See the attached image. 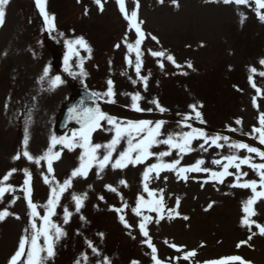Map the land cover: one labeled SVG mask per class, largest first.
I'll return each instance as SVG.
<instances>
[{
  "label": "rangeland",
  "instance_id": "1",
  "mask_svg": "<svg viewBox=\"0 0 264 264\" xmlns=\"http://www.w3.org/2000/svg\"><path fill=\"white\" fill-rule=\"evenodd\" d=\"M102 2L104 8L101 11L95 0H47L46 9L49 14L55 16L57 30L49 33V41L41 40V31L37 25V20L40 19L29 4H18L9 0L5 6L4 23L5 26L8 24V28L0 39V48L10 44L19 52L28 53L29 50V58L14 55L15 51L4 58L0 57V89L5 92L0 97V110L2 107L5 109L10 92L15 105L9 109V117L14 114L12 124L9 119L5 120L3 117L2 121L0 118V179L11 169H17L7 181L14 186V182L25 177L23 170L28 169L35 182V204L40 216L45 215L43 206L51 192L42 177V173L47 174L46 163L42 162L37 166L23 156L19 160L13 158L23 149L25 122L29 117L28 151L33 156H39L49 148L51 136L56 135L53 126L60 103L68 95L72 84H82L97 93H105L108 81L112 80L116 102L110 103L108 98L104 97L109 115H118L117 118L121 121L163 120L166 122L163 126L165 134L190 131L173 123L175 131H171L168 119L175 115L194 116L189 106L202 105L198 110L202 113L205 123L192 119L193 127L202 128L209 135L218 133L227 136L230 138L229 143L240 141L264 150V145L260 144L258 139L247 135L252 132L253 127L260 126L259 116L264 113V76L259 74L264 72V65L260 63L264 60V22L258 18L254 0H249L247 5L224 4L222 0H177L179 7L173 0H163V3H160V0H138V19L142 21L141 29L145 34L141 44L142 65L139 75L135 71V52H130L127 47V44L135 43L136 36L129 25L125 26L117 21L125 20V16L117 18L111 5L114 0H101ZM136 4L137 0H125L129 15L133 10H137ZM260 11L264 12V9ZM96 20L113 21L103 25ZM58 33H63V36ZM115 33H118V37ZM111 34L113 42L109 40ZM152 36L157 37L158 42L152 40ZM78 37H83L90 46V58L85 49L77 46L79 56L73 55L70 64L78 73L80 57H83V67L87 73L85 77L68 75L64 71L65 65L56 63L53 54L46 50L48 42L66 46V40H75ZM118 44L119 48L116 47ZM10 45L6 49H9ZM31 46L35 54L33 58L30 55ZM152 51H164L166 55H172L176 63L173 64L166 57H154L151 55ZM97 59L99 65L96 64ZM129 59L133 61L132 66H129ZM161 63L163 67L160 66ZM189 63L192 67H188ZM48 66L50 75H60L65 81L52 91L47 90V82L40 83V77ZM253 68L256 69L255 73L251 71ZM141 76L147 77L146 89ZM250 77L255 81V88L250 82ZM257 88L261 90L260 93ZM34 90L38 91L37 95L32 92ZM135 93L143 97L139 101L140 107L152 109L151 111L137 112L131 107V96ZM153 100H158L166 111L160 112L156 105L151 103ZM237 120L242 123L237 124ZM109 127L111 126L105 122L101 133L92 138L93 143L107 144L115 135L114 131L105 130ZM228 128L237 131H228ZM163 138L165 136L161 137ZM201 143L202 140L193 141L192 147L195 151L184 155L180 166L193 165L197 160L203 159V167L221 171V166L212 161L232 154L240 157L251 155L254 163H264L256 154H249L246 150L237 151L229 148L227 144L223 148L205 145L208 150L203 151L199 148ZM62 148V145L57 144L53 151L60 152ZM126 148L127 141L121 140L113 160ZM151 150L158 153L168 151L169 148L160 144ZM82 151L78 147L74 151L63 148L60 159L53 162L56 180L63 182L79 165L78 158ZM103 151L104 149H101V153ZM179 158L178 151L172 150L171 155L164 160L171 162ZM153 163H157L156 157L146 161V164ZM146 164H130L124 169L108 166L99 175L98 169L92 167L86 179L73 180L72 187L63 194L56 214L51 217L52 222L58 224L65 233L58 239L59 244L56 246L71 245L67 249L69 252L65 264H77V261L85 264L84 254L88 257L86 264L92 254L94 264H103L105 258L110 264H132L133 261L138 264H154L151 249L143 242L146 238L138 228L141 217L131 211L136 206L138 196L143 195L146 200L151 199L143 188ZM242 167L244 168H241V171L248 174L244 180L258 176L247 165ZM230 171L236 170L232 168ZM187 176L185 181L179 179L175 172L162 171L159 179L152 174L148 181L150 189H163L165 211L176 209V201L179 198L180 207L177 211L180 215L172 218L165 215L159 223L156 222V212L149 211L147 207L142 209L145 215L152 218L147 227L159 257L166 258L167 262H170V258H175V254L169 249L170 244L183 245L186 250H193L199 245V261L237 254L255 264H264L263 235L259 234V229L254 225L249 229L241 224L244 216L243 203L253 196L251 189L232 187L235 182L233 176L226 177L223 184L211 180L205 183L209 174L204 172H189ZM120 180L127 181V187L120 185ZM106 185L117 187L123 195V201L117 193L108 191ZM72 193H87V199L79 212L75 210ZM8 194H5L3 200L7 199ZM100 196L104 199H99ZM124 202L129 205L124 215L132 225L131 229L121 223L120 213L114 210L121 208ZM65 206L72 213L67 223L64 222ZM254 209L256 214L252 220L264 225V200L258 199ZM184 216L189 219H183ZM114 217H117L122 231L125 232L124 238L119 231L112 230L110 222H106L108 218ZM8 222L11 225H0V264H9L26 229L22 221L17 223L9 219ZM42 240L43 237L41 244ZM242 241L247 243L241 244ZM88 242L98 250L99 255L92 251Z\"/></svg>",
  "mask_w": 264,
  "mask_h": 264
},
{
  "label": "snow or ice",
  "instance_id": "2",
  "mask_svg": "<svg viewBox=\"0 0 264 264\" xmlns=\"http://www.w3.org/2000/svg\"><path fill=\"white\" fill-rule=\"evenodd\" d=\"M9 0H0V26L3 25L5 19V6L8 4ZM37 7L39 8L40 14L44 18V23L46 25V30L49 33L56 32L55 25V16L49 14L46 10L47 0H35ZM215 2H220V0H215ZM224 4H232L235 3L237 5H247L249 4V0H222ZM256 4V12L258 18L264 22V12H261L260 9H264V0H254ZM95 3L100 6L101 11L103 10V4L101 0H95ZM119 4L120 11L124 13L125 19L129 20L130 27L135 29V33L137 35V39L134 44H127L129 51L135 52V71L137 75L140 74L141 71V44L143 39H145V34L141 29L142 21H138V7L139 3L137 0L136 9L131 12L129 15L128 11L125 7V0H117ZM160 3H163V0H160ZM173 3L179 7L177 0H173ZM246 18V17H243ZM59 36H63V33H58ZM152 40L157 41V37L152 36ZM68 50L69 56L65 57V68L64 71L68 73L70 76H81L85 77L87 73L83 67V57H80L79 64V72H75L70 64V57L75 55L79 56V48L85 49L89 53V58L91 54V48L88 45L87 41L83 37H78L75 40H66L65 41ZM117 48L120 45H116ZM151 51V50H149ZM151 55L154 57H166L167 60L171 61L175 64V59L172 55H166L164 51H152ZM129 66H132L133 61L129 59ZM264 65V60L260 62ZM163 67V63L160 65ZM179 67V65H177ZM188 67H192L191 63L188 64ZM253 73L256 72V69H251ZM261 76H264V72L259 73ZM141 80L144 81L145 89L147 88V77H140ZM47 82L48 88L47 90L52 91L57 87L62 85L65 81L62 79L60 75L52 76L50 75V66L44 69L42 76L40 77V83L43 84ZM250 82L252 86L255 88V81L250 77ZM135 83V81H133ZM257 92L260 93L261 90L257 88ZM116 93L114 91L113 81H108V88L105 93H91L89 99L94 101H99L100 99L107 97L108 102L115 103ZM132 105L131 107L137 111H151L152 109H143L140 107L139 101L143 99V97L139 93H135L131 96ZM255 97L253 98V103L255 105ZM151 103L156 105V108L159 109L160 112L166 111L162 106H160L158 100H153ZM258 107V105H256ZM194 113L188 114L183 117V119L179 122L182 127H186L190 129V131L181 132V133H167L163 132V126L166 123L163 120L160 121H150V120H137V121H121L119 118L111 116L106 112L102 111L99 104L96 103L94 107L84 106L83 102L77 107H73L69 109V121L75 120L80 124L79 129H74L71 131L70 135H65L62 137H57L56 135H52L50 140L51 144L49 148L44 151L39 156H33L28 151V143H29V134L27 131V124L30 123V117L26 120V128L23 139V149L21 152H18L17 155L13 158L15 160H19L21 156L26 158L28 161L35 163L37 166H40L42 162L46 163V171L47 174L42 173L43 181L45 184L50 187V197L47 200V203L43 206L45 209V215L40 216L38 211V206L35 204L32 199V187L31 180L32 174L28 169H24L25 180L24 184L21 188V191L25 194L24 198L27 200L28 208L30 211V229L26 228L24 230L25 234L21 237L19 242L18 250L11 257L9 264H21L22 261L26 260V264H45V260L51 258L55 255L54 245L55 242L63 235H65L63 229L56 223L52 222L51 217L56 214V208L60 206V200L63 197V194L67 192L73 184V180L77 178L86 179L89 171L92 167H96L98 169L97 175L100 172H103L105 168L111 166L113 169H124L128 167V165H139L146 164V161L152 157L157 158V163L146 164L145 170L143 172V188L144 191L148 193L150 200H145L143 195L138 196L136 201V206L131 209V211L138 217H141L138 228L141 234L146 238L143 242L147 244V246L151 249L152 260L154 264H164L157 256V249L155 245L152 243L151 237L148 232V224L152 222V218L148 215H145L142 211L145 207L151 212H156L158 214V219L156 220L159 223L160 219H164L165 215L168 218H172L173 216H179L180 213L177 211L179 207V198L176 201V209H167L166 204L164 202L163 189L153 190L149 188L148 181L152 178V174L155 175L156 179H159L160 173L162 171H172L175 172L179 179H184L185 181L188 179L187 173L189 172H204L208 173V178L204 181L207 183L209 180L214 181L216 183H223L224 179L228 176L234 177V183L231 185L232 187H239L244 189H251L253 196L250 197L243 203V213L244 216L242 218L241 224L242 226H246L249 229L254 225L259 229V233L264 235V225H260L256 223V221L251 218L256 214L254 205L256 204L258 199H264V163H254L252 161L251 155L240 157L237 154L228 155L223 157L222 159L213 160L212 163L221 166V171H213L210 168L203 167L205 161L203 159L197 160L195 164L189 166H180L181 159L184 155L195 151L192 147V143L194 140H202L203 143L199 145V148L203 151H207L208 149L205 145L214 146L216 148H223L225 144L228 145L229 148L239 150H246L249 154H256L260 157L261 160H264V150L260 148L250 146L247 143L240 141H232L229 143L230 138L227 136H222L220 134H212L209 135L202 128H195L192 124L188 123V121L192 119L198 120L200 123H205L202 117V113L198 110V107H202V105L192 104L189 106ZM102 122H106L107 125L111 127L106 128V131L112 132L114 131L115 135L107 144H98L93 143L92 135L95 131L103 127ZM237 124H241V120L236 121ZM259 127H253L252 132L248 133L250 137L253 139H258L259 143L264 145V113H260L259 116ZM228 131H237V129L228 128ZM258 134V135H254ZM162 136L165 138L161 139ZM121 140L127 141L126 150H122L117 155L116 159L113 160V155L116 153V150L121 142ZM223 141V143H221ZM60 144L63 148H67L69 151H74L77 147L81 148L82 154L79 156V165L74 168L70 175L60 182L55 179L53 162L55 160L60 159L62 155L63 148L60 152H54L53 148L55 145ZM167 145L168 151H160L153 152L151 149L157 145ZM101 149H104L103 153H101ZM176 150L180 154L179 159H174L171 162H166L164 160L165 157L171 155V151ZM247 165L253 171H255L259 176V181L257 180H244L248 174L246 172H242V166ZM234 168L236 171L232 172L230 169ZM17 171V169H11L8 173H6L2 179H0V201L3 200L6 193H15V186L8 184L7 181L11 178V176ZM51 176V178H50ZM165 179H167L165 177ZM120 185L127 187V181L120 180ZM108 191L117 193L120 196L121 201H123V195L119 193L118 188L113 185L105 186ZM260 189L259 191L257 189ZM19 199V197H13L11 203L14 204L15 200ZM87 199V193L76 194L72 193V200L75 203V210L79 212L83 207L84 200ZM99 199L103 200L104 197L100 196ZM212 205H209L211 208ZM129 208V205L124 202L121 208L114 209L118 213H120L119 219L121 223L124 224L126 228L131 229L132 225L127 222L125 219L124 212ZM207 210V209H206ZM64 212V222L67 223L70 219L72 213L65 206L63 209ZM15 215L14 213L9 212L6 208L0 210V221H3L7 216ZM19 216H16V219H19ZM40 220L42 223L38 226L37 220ZM183 219L187 220L189 217L184 216ZM131 234V233H129ZM103 235L102 233L100 234ZM255 235V233H253ZM43 237L44 243L41 244L40 240ZM251 239V236H249ZM167 243V241H165ZM89 243V247L92 248V251L99 255L98 250ZM247 243V241H242L241 244ZM177 251H183L182 246H177L175 244L171 245ZM239 247V245H238ZM196 255V252L190 251L186 252L183 255V259L188 260ZM87 254L83 255V260L85 264L87 262ZM171 259V258H170ZM177 261L180 257L175 258ZM239 261L240 264H250V262L244 261L239 256H231L225 257L216 261H209L207 264H232V262ZM77 264H80V261H77ZM103 264H110V261L105 258ZM132 264H138L137 261H133Z\"/></svg>",
  "mask_w": 264,
  "mask_h": 264
}]
</instances>
